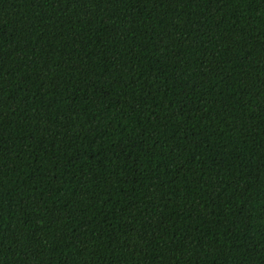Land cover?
I'll return each mask as SVG.
<instances>
[{
	"label": "trees",
	"instance_id": "1",
	"mask_svg": "<svg viewBox=\"0 0 264 264\" xmlns=\"http://www.w3.org/2000/svg\"><path fill=\"white\" fill-rule=\"evenodd\" d=\"M0 264H264V0H0Z\"/></svg>",
	"mask_w": 264,
	"mask_h": 264
}]
</instances>
